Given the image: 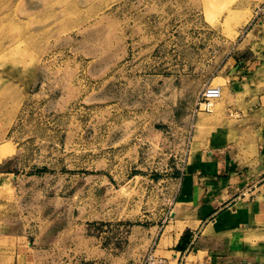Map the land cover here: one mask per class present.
Masks as SVG:
<instances>
[{
    "label": "rangeland",
    "instance_id": "rangeland-1",
    "mask_svg": "<svg viewBox=\"0 0 264 264\" xmlns=\"http://www.w3.org/2000/svg\"><path fill=\"white\" fill-rule=\"evenodd\" d=\"M263 2L0 0V232L57 264H147L140 230L169 222L194 117Z\"/></svg>",
    "mask_w": 264,
    "mask_h": 264
},
{
    "label": "crops",
    "instance_id": "crops-1",
    "mask_svg": "<svg viewBox=\"0 0 264 264\" xmlns=\"http://www.w3.org/2000/svg\"><path fill=\"white\" fill-rule=\"evenodd\" d=\"M258 11L256 25L233 44L236 49L218 75L223 99L213 114L194 117L187 164L174 180L169 222L161 231L140 230L143 240L154 241V256L168 264H262L264 2ZM243 22L233 23V31ZM0 264L57 263L49 249L25 234L0 232Z\"/></svg>",
    "mask_w": 264,
    "mask_h": 264
},
{
    "label": "built area",
    "instance_id": "built-area-1",
    "mask_svg": "<svg viewBox=\"0 0 264 264\" xmlns=\"http://www.w3.org/2000/svg\"><path fill=\"white\" fill-rule=\"evenodd\" d=\"M221 98V87L206 86L199 94L196 102V111L211 113L215 102ZM147 264H168V261L163 258L149 256Z\"/></svg>",
    "mask_w": 264,
    "mask_h": 264
},
{
    "label": "bare ground",
    "instance_id": "bare-ground-1",
    "mask_svg": "<svg viewBox=\"0 0 264 264\" xmlns=\"http://www.w3.org/2000/svg\"><path fill=\"white\" fill-rule=\"evenodd\" d=\"M261 9V8H260ZM259 12V11H258ZM257 15V14H256ZM213 111V110H212Z\"/></svg>",
    "mask_w": 264,
    "mask_h": 264
}]
</instances>
